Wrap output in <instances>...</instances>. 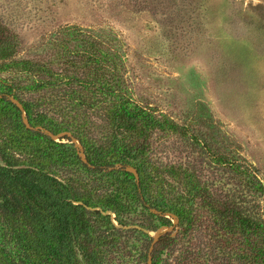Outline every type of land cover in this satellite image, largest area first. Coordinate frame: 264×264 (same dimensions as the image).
Returning a JSON list of instances; mask_svg holds the SVG:
<instances>
[{
    "label": "trees",
    "instance_id": "16d2710c",
    "mask_svg": "<svg viewBox=\"0 0 264 264\" xmlns=\"http://www.w3.org/2000/svg\"><path fill=\"white\" fill-rule=\"evenodd\" d=\"M111 43L108 64L115 74L120 44ZM19 44L18 36L0 23V60L15 56ZM89 49L87 62L96 52L95 46ZM10 64L20 75L0 83V264H110L120 259L146 264L152 238L142 230L171 227L166 215L174 217L178 229L173 236H158L151 264H264L262 214L244 206L238 193L221 197L199 183L175 193L179 170L153 156L163 140H188L208 151L206 139L191 129L192 121L175 120L135 101L120 88L125 80L116 77V83L107 80L104 86L95 79L73 80L80 91L91 86V94L81 96L72 87L62 99L77 108L100 109L105 133L93 125L65 128L53 118L52 100L31 95L52 86L54 74L37 61ZM40 76L43 80L36 79ZM63 132L71 138L60 137ZM235 171L242 173L239 177L245 173ZM247 187L255 196L264 195L258 181ZM137 209L143 216L140 230H121L110 221L113 215L123 228ZM134 232L145 239L130 256L127 235Z\"/></svg>",
    "mask_w": 264,
    "mask_h": 264
},
{
    "label": "rangeland",
    "instance_id": "374dc122",
    "mask_svg": "<svg viewBox=\"0 0 264 264\" xmlns=\"http://www.w3.org/2000/svg\"><path fill=\"white\" fill-rule=\"evenodd\" d=\"M0 23L20 41L15 56L0 60V83L20 75L11 62L37 61L55 79L31 95L52 100L53 118L65 128L93 125L104 134L100 109L77 108L64 96L75 87L73 80L95 79L102 86L107 80L116 83V77L125 80L120 88L135 101L175 120L192 121L198 139L209 145L208 151L183 139L155 145L153 156L179 170L175 193L195 183L221 197L238 193L244 206L264 217V195L256 197L247 189L257 181L264 187V0H0ZM111 41L120 44L115 74L108 64ZM89 45L96 52L87 62ZM75 88L81 96L93 90ZM64 135L71 138L70 132ZM235 168L244 175L239 177ZM166 217L171 227L143 233L173 236L177 221ZM113 218L121 230H140L143 222L138 209L123 228ZM127 236L133 256L145 237L138 232ZM108 262L137 264L131 259Z\"/></svg>",
    "mask_w": 264,
    "mask_h": 264
},
{
    "label": "water",
    "instance_id": "95a60500",
    "mask_svg": "<svg viewBox=\"0 0 264 264\" xmlns=\"http://www.w3.org/2000/svg\"><path fill=\"white\" fill-rule=\"evenodd\" d=\"M19 106V105H18ZM174 218V217H173ZM156 240H157V236L155 237H153L152 238V242H151V245H150V247H149V249H148V258H147V262H146V264H151V252H152V250H153V247H154V244H155V242H156Z\"/></svg>",
    "mask_w": 264,
    "mask_h": 264
}]
</instances>
